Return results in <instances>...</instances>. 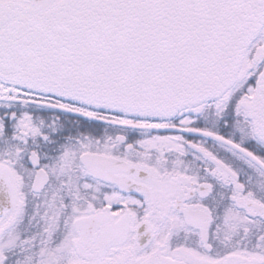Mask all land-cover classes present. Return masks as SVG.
I'll use <instances>...</instances> for the list:
<instances>
[{"label": "snow or ice", "instance_id": "snow-or-ice-1", "mask_svg": "<svg viewBox=\"0 0 264 264\" xmlns=\"http://www.w3.org/2000/svg\"><path fill=\"white\" fill-rule=\"evenodd\" d=\"M0 264H264V0H0Z\"/></svg>", "mask_w": 264, "mask_h": 264}]
</instances>
